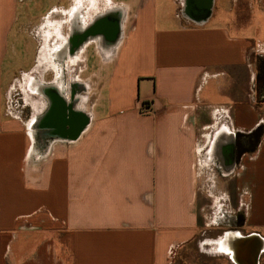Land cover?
I'll use <instances>...</instances> for the list:
<instances>
[{
	"label": "crops",
	"instance_id": "obj_1",
	"mask_svg": "<svg viewBox=\"0 0 264 264\" xmlns=\"http://www.w3.org/2000/svg\"><path fill=\"white\" fill-rule=\"evenodd\" d=\"M20 1L0 0V264H186L195 244L238 264L239 238L264 246V133L245 144L264 126V0H52L33 34Z\"/></svg>",
	"mask_w": 264,
	"mask_h": 264
},
{
	"label": "rangeland",
	"instance_id": "obj_2",
	"mask_svg": "<svg viewBox=\"0 0 264 264\" xmlns=\"http://www.w3.org/2000/svg\"><path fill=\"white\" fill-rule=\"evenodd\" d=\"M28 6H26L23 1L19 2V24L17 26H21L20 29L22 31H26L29 34H33L34 32L37 31V25L39 19L38 16L42 15L45 10H47L52 3V0H24ZM27 10V14H25ZM169 11H172V9H169ZM26 21L21 25V23L24 21L26 18ZM16 30V28L14 29ZM13 38V36H12ZM11 38V39H12ZM18 45V49H19ZM32 52H33V47L32 45L29 46L28 53L26 55V52L24 50L23 55L22 54H14L13 50H10L8 52V55L6 56V61H5V67L10 70V67L12 68L14 65L17 66L18 68H27L31 66L32 63ZM259 66L260 70L259 72V78H258V98L261 100V98H264V57L259 59ZM18 68H16L15 72L18 71ZM8 76V74H7ZM262 89V90H261ZM263 100V99H262ZM261 101H258L260 103ZM24 115L28 114V111L23 112ZM31 113L29 112V115ZM46 122V121H45ZM195 244V243H194ZM188 254H185L184 261L186 264H229L226 260L218 259L219 257H210L207 255V253H204L203 251L200 250L199 247L195 244L194 246L191 245L189 247ZM209 248H205V251H207ZM262 257L260 258L261 262H264V252L261 255ZM184 264V263H182Z\"/></svg>",
	"mask_w": 264,
	"mask_h": 264
},
{
	"label": "water",
	"instance_id": "obj_3",
	"mask_svg": "<svg viewBox=\"0 0 264 264\" xmlns=\"http://www.w3.org/2000/svg\"><path fill=\"white\" fill-rule=\"evenodd\" d=\"M190 8L191 6H197L204 11L210 10L213 0H189ZM53 113L50 111L47 117L46 124L53 122ZM233 256L236 258L235 261L238 264H260V257L262 251L264 250L263 240L257 234H252L247 237L239 238L237 243L232 247Z\"/></svg>",
	"mask_w": 264,
	"mask_h": 264
},
{
	"label": "trees",
	"instance_id": "obj_4",
	"mask_svg": "<svg viewBox=\"0 0 264 264\" xmlns=\"http://www.w3.org/2000/svg\"><path fill=\"white\" fill-rule=\"evenodd\" d=\"M263 133H264V126L259 125L250 134L247 135L245 144H247V148L250 145V148L247 150H251V151L256 150V148L258 147L259 142L262 138ZM245 144H244V142H241V137L239 135L238 136V151H239V153L244 152Z\"/></svg>",
	"mask_w": 264,
	"mask_h": 264
},
{
	"label": "built area",
	"instance_id": "obj_5",
	"mask_svg": "<svg viewBox=\"0 0 264 264\" xmlns=\"http://www.w3.org/2000/svg\"><path fill=\"white\" fill-rule=\"evenodd\" d=\"M151 103L150 102H143L142 105H141V110L145 113H149L151 110H152V107H151Z\"/></svg>",
	"mask_w": 264,
	"mask_h": 264
},
{
	"label": "bare ground",
	"instance_id": "obj_6",
	"mask_svg": "<svg viewBox=\"0 0 264 264\" xmlns=\"http://www.w3.org/2000/svg\"><path fill=\"white\" fill-rule=\"evenodd\" d=\"M240 263V262H239Z\"/></svg>",
	"mask_w": 264,
	"mask_h": 264
}]
</instances>
